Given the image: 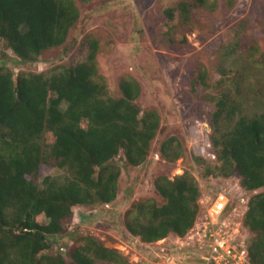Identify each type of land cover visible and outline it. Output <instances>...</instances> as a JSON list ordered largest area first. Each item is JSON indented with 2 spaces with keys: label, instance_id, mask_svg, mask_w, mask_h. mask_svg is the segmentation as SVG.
Here are the masks:
<instances>
[{
  "label": "trees",
  "instance_id": "obj_1",
  "mask_svg": "<svg viewBox=\"0 0 264 264\" xmlns=\"http://www.w3.org/2000/svg\"><path fill=\"white\" fill-rule=\"evenodd\" d=\"M232 3L225 0L227 7ZM215 6L217 0L168 2L161 11L165 34L186 43L188 32L204 27L198 10ZM78 17L73 0H0V38L21 60L35 61L42 51L65 44ZM249 27L248 18L237 21L231 41L218 48L217 79L205 64L191 70L193 94L213 90L207 94L214 105L208 148L192 155L193 172L155 178L163 203L148 198L131 204L125 227L140 240L189 231L201 208L199 179L236 177L246 191L264 187V51L245 35ZM97 51L96 39L87 38L80 57L49 72L14 74L0 66V264H130L88 235L67 250L68 258L48 252V235L65 230L75 205L115 199L121 168L112 159L122 150L127 164L143 163L160 125L155 107L136 102L141 86L135 77H121V95H110ZM183 149L173 135L160 144L169 162L182 157ZM43 165L70 176L37 181ZM232 206L230 196L227 210ZM246 206L249 257L264 264V190Z\"/></svg>",
  "mask_w": 264,
  "mask_h": 264
},
{
  "label": "rangeland",
  "instance_id": "obj_2",
  "mask_svg": "<svg viewBox=\"0 0 264 264\" xmlns=\"http://www.w3.org/2000/svg\"><path fill=\"white\" fill-rule=\"evenodd\" d=\"M170 1L173 0H73L79 17L65 44L42 51L35 61L21 60L0 38V66L12 69L14 74L19 71L49 72L58 64H68L80 57L87 38L96 39L95 60L110 95L120 96V78L131 75L141 86L136 102L143 109L155 107L160 114V125L145 161L131 166L120 150L112 159L121 168L115 199L109 203L75 205L65 230L48 235L50 254L61 253L68 258L67 250L88 235L117 249L130 264L199 263L195 253L197 244L190 238L192 231L182 236L184 242L172 233L154 242H144L126 229V213L138 200L153 198L163 203L164 199L154 188L155 178L160 175L173 177L185 169L193 172L192 155H199L203 149L207 151L206 138L211 131L209 121L214 108L207 94L213 90L200 89L193 94L189 86L191 70L195 64L202 63L213 79L218 78L217 50L231 41L234 26L242 18L250 20L245 35L253 37L251 41L264 51V0H233L230 7L225 6V0H217V6L199 9L197 16L204 27L188 32L186 43L169 39L164 32L161 11ZM171 135L177 137L184 151L182 157L169 162L162 158L160 144ZM39 170L37 181L44 175L60 179L70 176L66 169L55 166L43 165ZM199 184L208 194L217 190L229 193L234 206L256 191L264 190L261 187L246 191L236 177H220L219 180L206 177L199 179ZM219 196L207 204L211 219L215 218L212 206ZM226 201L223 197V205ZM241 230L248 242L252 233L246 227Z\"/></svg>",
  "mask_w": 264,
  "mask_h": 264
},
{
  "label": "built area",
  "instance_id": "obj_3",
  "mask_svg": "<svg viewBox=\"0 0 264 264\" xmlns=\"http://www.w3.org/2000/svg\"><path fill=\"white\" fill-rule=\"evenodd\" d=\"M219 194L212 206L215 218L211 219L207 204L214 201ZM223 197L227 199L224 205ZM247 200L243 198L242 203L227 210L230 204V196L227 192L216 194L201 192L199 198L201 208L188 232L192 231L190 238L197 244L195 253L198 264H255L249 257L246 237L241 234ZM177 238L183 241L181 236ZM184 258L189 259V257Z\"/></svg>",
  "mask_w": 264,
  "mask_h": 264
}]
</instances>
